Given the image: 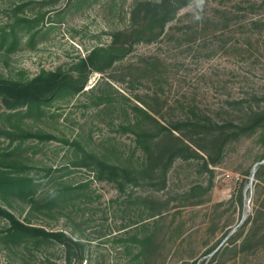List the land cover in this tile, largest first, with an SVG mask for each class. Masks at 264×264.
I'll return each instance as SVG.
<instances>
[{"label": "rangeland", "instance_id": "1", "mask_svg": "<svg viewBox=\"0 0 264 264\" xmlns=\"http://www.w3.org/2000/svg\"><path fill=\"white\" fill-rule=\"evenodd\" d=\"M160 1L0 0V79L69 72ZM199 114L205 128L174 130ZM17 129L55 138L4 134ZM263 156L264 0H193L82 92L30 113L0 100V171L16 162L9 176L27 183L0 190V206L68 239L16 236L0 214V264H264Z\"/></svg>", "mask_w": 264, "mask_h": 264}, {"label": "trees", "instance_id": "2", "mask_svg": "<svg viewBox=\"0 0 264 264\" xmlns=\"http://www.w3.org/2000/svg\"><path fill=\"white\" fill-rule=\"evenodd\" d=\"M192 2L193 0H162L160 2L143 4L147 5L149 12L142 23H134L129 30L114 34L112 36V42L109 45L95 48L86 58H82L77 64H74L69 72H64L61 69L55 72L43 71L35 78L24 82H12L0 79V100L9 110H14L19 107H27L28 112L30 113L33 109H41L43 104L49 103L51 100L61 97L66 93L82 92L92 73H104L107 68H112L117 62L124 60L132 52L135 45L140 43H152L164 36L166 27L176 20L180 10L188 7ZM244 103V100L235 101V105L238 106H243ZM133 110L137 113L138 117L141 115L142 118H152L148 111L138 106H135ZM201 116L202 121L198 120L196 123L189 119L186 121H179L178 126L175 125L174 130H181L180 126H184L187 129L190 128L192 131H198L205 128L207 123H211V118L209 115L202 114ZM204 119H208V121H204ZM130 123L133 126H136L138 130H140L142 126V121H138L136 124L132 122ZM162 128L165 129L163 126ZM17 130L18 131L15 132L5 130L4 134L8 138L12 136L13 138L16 137L21 139L22 141L32 138L41 140L55 138L46 133H34L25 130L20 131V129ZM141 139L142 134L139 133L138 140L141 142ZM143 144L145 150L149 153V148L145 141ZM91 157L92 163L94 162V167L96 166V168H93L95 169V173L103 174L105 172L106 175H109L112 181L119 185L122 184L123 177L121 173L123 171L120 167L109 165L98 158L95 159V157L93 158V156H90V158ZM4 163L5 165L3 167L7 170L0 171V190L3 193H9L10 191L12 192L19 189L21 192L27 183H22V185L17 184L7 172L10 168L15 169L17 163L9 162L7 160H5ZM92 163L88 167L91 168ZM0 214L12 222L14 225L13 230L17 234L16 236L25 237L29 236L32 232L37 231L44 235L45 238H54L62 243L68 241L66 235L61 232L47 233L42 230L27 229L26 227L19 225L15 217L4 210L1 206Z\"/></svg>", "mask_w": 264, "mask_h": 264}, {"label": "water", "instance_id": "3", "mask_svg": "<svg viewBox=\"0 0 264 264\" xmlns=\"http://www.w3.org/2000/svg\"><path fill=\"white\" fill-rule=\"evenodd\" d=\"M259 165H264V161H263L262 163H260V164L255 165V167H254V169H253V177L255 176V173H256V171H257V167H258Z\"/></svg>", "mask_w": 264, "mask_h": 264}, {"label": "clouds", "instance_id": "4", "mask_svg": "<svg viewBox=\"0 0 264 264\" xmlns=\"http://www.w3.org/2000/svg\"><path fill=\"white\" fill-rule=\"evenodd\" d=\"M197 19H199V17Z\"/></svg>", "mask_w": 264, "mask_h": 264}]
</instances>
